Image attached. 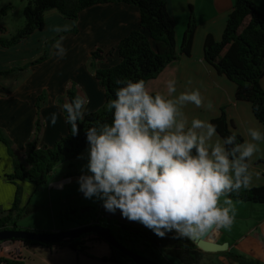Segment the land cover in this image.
I'll return each instance as SVG.
<instances>
[{
    "label": "crops",
    "instance_id": "crops-1",
    "mask_svg": "<svg viewBox=\"0 0 264 264\" xmlns=\"http://www.w3.org/2000/svg\"><path fill=\"white\" fill-rule=\"evenodd\" d=\"M163 1L166 3L167 11L174 22L177 46L181 43L190 14H193L196 19V29L192 39L190 55L188 57L181 56L178 61L167 66L156 79L146 84V88L150 93H159L164 96L168 95L167 82L169 80L176 81L177 94L185 90L190 91L193 88H198L204 97L205 103L211 101L214 110L207 111L204 108H195L188 105L184 111L189 119L195 116L211 121L218 117L223 109L232 123V129L241 136L243 142L244 139H247L246 130L249 127H256L261 124L255 120L248 103L235 99V85L225 77L217 75L205 62L203 55V44L207 35H211L215 41L221 39L234 0ZM251 1L264 16V0ZM2 2L0 3V13H3L5 9ZM6 4L7 6L10 5V3ZM63 20H66L67 23L75 22V26L72 28L76 29L75 34L70 33L64 36L63 46L67 49L64 58L58 59L52 55V49L48 60L44 63L22 72L0 76V129L13 144L15 150L21 154L26 152L25 144L32 136L36 98L42 92H45L46 101L40 108L44 125L40 145L51 148L59 138L67 134V126L62 110L56 103V99L64 94L70 82H74L87 97L89 101L87 104L88 113L97 110L104 104L103 92L89 68V52L95 46H99L105 53L111 52L105 63L96 65L97 68L111 67L119 62L116 52L113 51L119 41L129 35L130 32L140 30L137 8L125 4L94 5L82 11L75 21L64 19L55 12H50L44 19V29L45 22L53 23ZM44 29L34 32L28 39L15 47L9 49L0 47V71L8 69L11 65L27 62L40 55L44 43L56 35L52 32L51 34L54 35L51 38H41L39 43L38 41L30 43L31 39L34 40L39 35L41 36ZM30 51L39 54L33 58H31L33 54L25 55ZM4 78H6V82L2 83ZM261 87L264 89V77L261 80ZM92 97L95 99H92ZM52 113L57 114L55 125L49 122ZM261 148L264 149V144L261 145ZM84 153H86V150L82 152V154ZM82 161L80 158L73 161L70 164L73 167L72 169H69V164L64 165L65 163L62 164L65 167H62L63 169H60V172H55L56 168H54L47 176L45 186L36 189L35 186L27 182H10L6 179V176L12 173L13 161L6 146L0 142V210L5 211L11 207L17 187L21 189L20 208L29 204L37 193H43L46 187L48 191L45 192H48L47 197L49 198L47 207L51 212L56 208L61 218V228H48L50 230H45L41 227L17 226L20 230L36 233L74 229L77 227L75 224L62 221V212L68 207H88V204L81 206L66 205L64 209L58 203L64 204L66 199L73 201L77 197L83 196L78 191L77 178L86 173V170L78 172L76 166L77 162ZM250 171L253 178L249 188L263 186L264 151L253 159ZM69 173L74 174V176H69ZM52 192L55 196L57 194L55 199L52 197ZM58 198L60 199L58 200ZM222 200L223 198H221V202ZM263 209L264 204H252L251 207L254 213H258L259 210ZM102 215L104 220L107 221H117L124 224L128 222L129 225L134 227H143L137 222L122 219L118 211L115 215H112L103 210ZM261 219L255 224V227H258V237L255 235L256 233L248 234V232H245L241 237L230 238L232 236L229 235L238 229V225L234 226L232 224L230 230L220 229L209 234V238L211 237L210 240L217 244L227 243L228 249L224 253L229 252L230 256H239L238 254L241 252L257 264H264V227L261 226L264 223V216ZM253 223H255V220ZM2 246L3 243L0 244V259H5L10 264H107L103 259H107L109 256L108 246L106 244L104 246L100 242L88 244L84 253L72 252L66 248L52 250L15 245L11 249H4ZM222 254H206L208 256L205 257L213 260L218 259L217 261L220 263L219 258ZM15 255L18 258L12 259L11 257Z\"/></svg>",
    "mask_w": 264,
    "mask_h": 264
},
{
    "label": "clouds",
    "instance_id": "clouds-1",
    "mask_svg": "<svg viewBox=\"0 0 264 264\" xmlns=\"http://www.w3.org/2000/svg\"><path fill=\"white\" fill-rule=\"evenodd\" d=\"M74 26L50 29L58 35L52 44L58 59L67 53L59 34ZM115 83L121 86L106 103L110 123L96 121L84 131L87 163L77 178L78 191L159 238L171 233L194 239L230 230L235 208L228 195L251 186L252 161L264 151V125L249 127L247 139L238 142L236 131L221 137L209 120L186 115L188 105L214 110L198 88L177 94L176 81L169 80L164 96L150 93L142 79ZM88 103L76 95L61 105L73 137L88 115ZM56 121L52 113L49 122Z\"/></svg>",
    "mask_w": 264,
    "mask_h": 264
},
{
    "label": "trees",
    "instance_id": "trees-1",
    "mask_svg": "<svg viewBox=\"0 0 264 264\" xmlns=\"http://www.w3.org/2000/svg\"><path fill=\"white\" fill-rule=\"evenodd\" d=\"M100 4L134 6L139 13L140 28V30L130 32L116 45L113 51L116 52L119 60L117 64L108 68H97L96 65L105 63L106 58L111 54V52L105 53L99 46H95L88 54L89 68L103 92L104 104L88 113L78 126L79 131L75 137L70 135V128L66 124L67 134L48 148L40 145L44 128L40 108L46 101V94L42 92L36 98L32 136L25 144L24 154L15 150L13 144L0 129V142L6 146L13 161L12 173L6 176L8 181H23L40 189L45 186L47 176L56 165L68 163L69 169H72L70 164L87 149L84 131L96 121L109 123L111 121V114L106 110V103L114 99L115 89L121 86L115 83L116 80L126 82L142 79L146 85L149 81L156 79L167 66L178 61L181 56L190 55L196 19L193 14L189 15L181 43L177 46L174 22L163 0H26L22 9L23 25L9 39L4 36V29L0 28L2 35L0 36V47L5 49L15 47L34 32L42 31L44 19L50 12H55L64 19L75 21L82 11ZM70 33L75 34L76 29L72 28L59 35L66 36ZM57 38L56 34L47 40L40 55L34 59L9 66L8 69L0 71V76L22 72L44 63L48 60L52 44ZM203 55L205 62L217 75L225 77L235 85V99L248 103L255 120L264 125V89L261 87V80L264 77V16L251 0H234L221 39L215 41L211 35H207L203 44ZM76 95L85 96L74 82H70L64 94L56 99V103L61 107L64 102ZM256 106H259L258 110ZM62 114L65 120L66 114L63 110ZM210 122L217 126V133L221 137L230 135L233 130L232 123L223 109L219 116ZM237 140L242 142L241 136L238 135ZM69 176L74 175L69 173ZM228 198L234 203L262 205L264 204V185L241 189L230 193ZM20 202L21 189L17 187L11 207L5 211L0 210V231L20 229L17 221L23 214L30 212L26 206L20 208ZM102 212L103 208L97 206L71 207L62 212V221L78 225L98 224L107 227L120 245L156 264H173L170 259L180 264H199L205 256H208L197 249L187 238H173L171 233L159 238L145 227H134L117 221L104 220ZM12 242H20L23 247L53 248L54 250L69 247L76 253H84L88 244L93 242L105 243L95 234L84 235L70 244ZM136 243L141 246V252H138ZM222 256H230V253H223ZM236 257L239 258V256ZM103 261L107 264H133L114 249H111L110 256ZM0 264L10 263L5 259H0Z\"/></svg>",
    "mask_w": 264,
    "mask_h": 264
},
{
    "label": "rangeland",
    "instance_id": "rangeland-1",
    "mask_svg": "<svg viewBox=\"0 0 264 264\" xmlns=\"http://www.w3.org/2000/svg\"><path fill=\"white\" fill-rule=\"evenodd\" d=\"M6 3H10L9 6H7ZM26 4V0H4L2 2V6H5V9L3 13H0V28L4 29V36L9 39L10 36L14 35L15 32L23 25V16H22V9L24 5ZM67 23V21H55V22H45V29L44 32H41V36L39 35L34 40L31 39L30 43H36V41H40L41 38L49 39L53 35L51 34L52 31L50 30L54 25H64ZM48 24V25H47ZM2 36V35H0ZM41 53V52H40ZM33 54V57L38 55L39 53H34L33 51L27 52L25 55ZM30 59V58H29ZM6 78H4L2 83H5ZM10 81V80H9ZM91 98V97H90ZM92 99H95L92 97ZM80 160H83L82 162H77V170L78 172H84L86 170L85 165L87 163L86 161V153L82 154L80 157ZM68 163H65L64 165H67ZM62 164L56 165L54 168H56L55 172H60V169H63ZM53 168V169H54ZM53 171V170H52ZM74 172V171H71ZM74 175V174H73ZM69 181V180H67ZM68 184V183H66ZM43 193H37L32 200L29 202V204L26 205V208L29 212V214H23V216L20 217V219L17 221L18 226L22 227H41L45 230L48 228H61V218L56 210L54 208L51 212V210L47 207L49 198L47 197L48 188H44ZM50 195V193H49ZM52 197L55 199L57 197V194L55 196L54 192H52ZM81 197V198H80ZM77 197L75 200L70 201L69 199H66L64 202L66 203H58V205L64 207V206H71V205H85L88 204V206H97L101 208L99 201H94L91 199H85L83 196ZM61 198V197H60ZM58 198V200L60 199ZM57 199V198H56ZM69 202V203H68ZM233 207L235 208V217H234V226L238 225V229L232 233L229 236H232L230 238H237L241 237V235L245 232H248V234H255L258 237V227H255V224L257 221L262 220L261 218L264 216V209L259 210L258 213H254L251 210L252 204H241V203H234ZM66 207H64L65 209ZM71 207H68V209ZM67 209V208H66ZM65 209V210H66ZM67 212V211H65ZM255 220V223L252 224V222ZM264 220V219H263ZM64 223H66L65 220H63ZM262 222V221H261ZM63 223V224H64ZM126 224H130L128 222H125ZM241 226V228H240ZM261 226L264 227V223L261 224ZM264 229V228H263ZM50 230V229H48ZM41 232V231H40ZM44 233H47V231H42ZM245 236V235H244ZM211 238V237H210ZM209 238V239H210ZM212 239V238H211ZM231 242V239H230ZM96 244V243H95ZM102 245L105 246V244L102 243ZM138 252H141L142 248L139 245V243H136ZM108 249V248H107ZM239 258L236 256H221L219 258V261L208 259L207 257H204L202 261L199 264H257L254 262V260L250 259L245 254L239 252ZM173 264H180L178 261L174 259H170Z\"/></svg>",
    "mask_w": 264,
    "mask_h": 264
},
{
    "label": "water",
    "instance_id": "water-1",
    "mask_svg": "<svg viewBox=\"0 0 264 264\" xmlns=\"http://www.w3.org/2000/svg\"><path fill=\"white\" fill-rule=\"evenodd\" d=\"M86 234H95L101 238L111 249L117 250L133 264H156L143 256L128 250L120 245L116 238L111 233L110 229L98 224L82 225L70 230L55 231L49 233H36L18 229H8L0 231V244L7 241H32L48 244H70ZM188 239V238H187ZM197 249L204 254L224 253L228 249L227 243L217 244L209 239V234L200 238L188 239Z\"/></svg>",
    "mask_w": 264,
    "mask_h": 264
},
{
    "label": "flooded vegetation",
    "instance_id": "flooded-vegetation-1",
    "mask_svg": "<svg viewBox=\"0 0 264 264\" xmlns=\"http://www.w3.org/2000/svg\"><path fill=\"white\" fill-rule=\"evenodd\" d=\"M71 223H73V222H71ZM73 224H75L77 227L78 226H82V225H78V224H76V223H73ZM89 225V224H88ZM90 225H94V224H90ZM76 228V227H75ZM107 228V227H106ZM109 229V228H108ZM87 235V234H86ZM117 240V239H116ZM118 241V240H117ZM7 242H11V243H15L16 245H19V247H22V244L20 243V242H12V241H7ZM4 243H6V242H4ZM2 244V243H1ZM47 249H51V248H47ZM60 249H62V248H60ZM66 249H68V250H70V251H72V252H74L73 250H71L69 247H67ZM87 249V248H86ZM85 249V250H86ZM52 250H54L53 248H52ZM110 253H111V251L109 250V256H110ZM108 256V257H109ZM12 259H16V258H18V256L16 257V258H13V257H11Z\"/></svg>",
    "mask_w": 264,
    "mask_h": 264
},
{
    "label": "built area",
    "instance_id": "built-area-1",
    "mask_svg": "<svg viewBox=\"0 0 264 264\" xmlns=\"http://www.w3.org/2000/svg\"><path fill=\"white\" fill-rule=\"evenodd\" d=\"M15 243H11V242H6V243H3V248L4 249H11V248H13V247H15ZM14 258H16L17 257V255H15V256H13Z\"/></svg>",
    "mask_w": 264,
    "mask_h": 264
}]
</instances>
